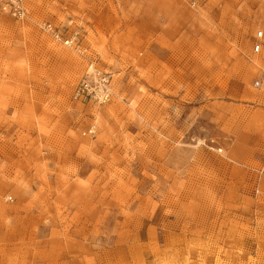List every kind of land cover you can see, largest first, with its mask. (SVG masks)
Instances as JSON below:
<instances>
[{"label":"rangeland","instance_id":"374dc122","mask_svg":"<svg viewBox=\"0 0 264 264\" xmlns=\"http://www.w3.org/2000/svg\"><path fill=\"white\" fill-rule=\"evenodd\" d=\"M14 1L0 264H264V0ZM91 67L106 104L74 98Z\"/></svg>","mask_w":264,"mask_h":264},{"label":"built area","instance_id":"2783aa9c","mask_svg":"<svg viewBox=\"0 0 264 264\" xmlns=\"http://www.w3.org/2000/svg\"><path fill=\"white\" fill-rule=\"evenodd\" d=\"M11 12L15 17L24 18L26 16V9L22 0H15L11 7ZM46 30L54 38V40L61 42L65 46H72L74 38L65 39L62 34L53 28L51 24L45 26ZM263 32H259L257 35L258 40L262 39ZM261 45L258 43L254 48L257 53L260 51ZM113 87L109 76L102 74L101 71L94 69L93 67L88 70L85 77L77 85L74 98L81 102L93 103L95 105H103L112 100ZM95 127L89 129V135H95Z\"/></svg>","mask_w":264,"mask_h":264},{"label":"bare ground","instance_id":"6f19581e","mask_svg":"<svg viewBox=\"0 0 264 264\" xmlns=\"http://www.w3.org/2000/svg\"><path fill=\"white\" fill-rule=\"evenodd\" d=\"M97 114H98V113H97ZM97 116H98V118H99V120H100V119H101V115H100V114H98Z\"/></svg>","mask_w":264,"mask_h":264},{"label":"crops","instance_id":"0c3cea01","mask_svg":"<svg viewBox=\"0 0 264 264\" xmlns=\"http://www.w3.org/2000/svg\"><path fill=\"white\" fill-rule=\"evenodd\" d=\"M260 50H261V48H260ZM260 52V51H259ZM91 127V126H90Z\"/></svg>","mask_w":264,"mask_h":264}]
</instances>
